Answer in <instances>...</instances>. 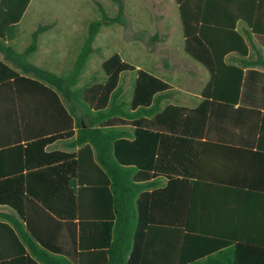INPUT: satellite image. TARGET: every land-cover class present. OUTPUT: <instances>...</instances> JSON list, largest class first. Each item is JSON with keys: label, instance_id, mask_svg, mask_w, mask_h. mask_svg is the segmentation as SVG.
Segmentation results:
<instances>
[{"label": "trees", "instance_id": "1", "mask_svg": "<svg viewBox=\"0 0 264 264\" xmlns=\"http://www.w3.org/2000/svg\"><path fill=\"white\" fill-rule=\"evenodd\" d=\"M32 1L0 0V68L8 73L0 83L26 81L33 85L30 90L45 91L59 129L56 135L26 147L0 149V206L22 222L0 214V231L13 234V228L21 230L19 250L30 252L23 264H264V228L240 225L244 194H232L233 210L225 211L235 223L217 224L209 219H216L218 207L215 211L199 209L195 203L201 196L193 183L185 194L189 203L181 223L158 225L157 219L147 218L150 208L145 209L146 201L154 198L145 190L153 186L134 177L156 168V162L148 159L161 137L155 130L168 126L175 133L170 126L194 117L208 123L212 121L210 107L215 104L227 107L222 112L227 116L248 115L251 120L249 113L256 114L246 108L234 110L242 72L225 66L238 76L220 81L216 65L229 54L247 57L251 40L238 30L240 23L264 45V0H174L185 53L211 74L202 93L204 102L193 110L171 104L163 108L161 102L170 98L174 87L137 70L119 55L103 63L105 82L80 85L95 52L96 37L105 22L121 19L123 6L115 19L101 8V18L90 24L69 72L57 75L29 62L38 51L40 37L50 28L39 26L25 53H17L13 45L17 29ZM131 72H137V78L128 101L122 80ZM132 127L133 135L128 130ZM58 141H69L68 147L77 151L46 152ZM180 170L185 179V168ZM257 200L255 194L246 195L249 216L256 214ZM198 217L210 223H195ZM46 218L62 225L61 232L66 226V243L62 237L47 238ZM1 220L12 222L13 227Z\"/></svg>", "mask_w": 264, "mask_h": 264}, {"label": "crops", "instance_id": "2", "mask_svg": "<svg viewBox=\"0 0 264 264\" xmlns=\"http://www.w3.org/2000/svg\"><path fill=\"white\" fill-rule=\"evenodd\" d=\"M238 30L251 40L247 57L233 53L225 57L222 62H217L216 66L219 67H217L219 70L217 80L227 81L233 76H238L237 72L228 71L225 66L238 68L242 72V88L234 110L246 108L255 111L256 114L249 113L251 120L248 115L237 118L235 115L227 116L222 112L229 109L222 104H215L210 107L209 117L211 116L212 121L208 123L194 117L190 121L177 122L174 126H170L174 128L175 133L169 132L168 126L154 131L161 137L152 156L148 155V159L156 162V168H147L143 175L137 172L134 177H141L144 180L139 179V182L143 181L146 186H153L145 190V194L154 195V198L146 201L148 203L145 209L150 208L147 218L157 219L158 225L181 223L189 203L185 194L195 183L196 191L201 196L195 203L200 207L199 209L215 211L214 208L218 207L217 210L220 211L217 216L214 215L216 219L209 220H217V224L235 223V219L227 217L225 211L233 210L232 194L241 193L244 194L241 207L245 214L240 219V225L245 227L256 225L264 228V45L243 23L238 25ZM157 45L160 49H165V46L170 48L171 54L169 53L168 56L172 61L171 66L180 65L178 60L192 66V68L183 66L180 72L169 69L165 77L149 72L174 87L170 98L163 100L161 106L164 108L171 104L197 109L204 102L202 93L211 80L210 72L185 53L184 37L178 48L172 41L168 45ZM0 60L3 61L1 54ZM7 76V71L0 68V78ZM172 80L195 83L201 88L182 90L174 86ZM30 88H33V85L26 81L13 80L0 83V149L19 144L26 147L28 143L52 137L59 131L57 115L50 105L47 93L39 88L34 90ZM178 92L185 98L181 103L171 100ZM176 96L177 94L174 98ZM128 130L130 134H134L133 127ZM260 132H263L262 136ZM68 144L69 141L55 142L46 148V152L77 151L69 148ZM180 167L185 168V179L180 174L182 171ZM5 168L9 169V165ZM36 182L38 184L39 181ZM249 193L258 196L256 214L253 216H249L250 207L249 202L246 201V195ZM221 212L224 213L222 218ZM65 213H67L66 205ZM0 214L12 216L11 210L2 206H0ZM45 220L47 238L56 241L62 237L66 243V226L61 232L62 225L51 223L47 218ZM1 221L13 227L12 222ZM19 223L22 225L20 220ZM195 223L210 222H203L198 217ZM12 232L13 234H8L7 231L6 233L0 231V259L8 257V260H0V264H23L25 257L30 255L29 251L23 253L19 250L21 230L13 228Z\"/></svg>", "mask_w": 264, "mask_h": 264}, {"label": "rangeland", "instance_id": "3", "mask_svg": "<svg viewBox=\"0 0 264 264\" xmlns=\"http://www.w3.org/2000/svg\"><path fill=\"white\" fill-rule=\"evenodd\" d=\"M122 6L121 19L115 23L105 22L96 37L95 52L83 74L81 86L88 82H105L102 65L114 55H119L137 70L162 77L169 69L180 72L184 67L192 68L181 60H178L180 65L171 66L170 48L160 49L157 45H168L172 41L178 48L183 42L180 15L174 0H33L18 26L13 45L17 53L24 54L31 34L39 26H49L40 39L38 51L29 60L48 72L67 73L78 57L90 24L101 18V8L115 19ZM136 78L137 72L123 75V92L128 101L132 99ZM171 82L182 90L201 88L195 83ZM179 93L171 100L183 102L185 98Z\"/></svg>", "mask_w": 264, "mask_h": 264}]
</instances>
